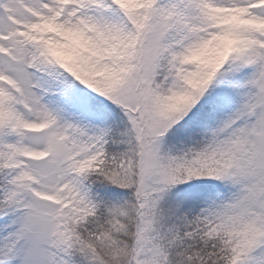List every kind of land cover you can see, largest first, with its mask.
<instances>
[{
	"label": "snow or ice",
	"instance_id": "obj_1",
	"mask_svg": "<svg viewBox=\"0 0 264 264\" xmlns=\"http://www.w3.org/2000/svg\"><path fill=\"white\" fill-rule=\"evenodd\" d=\"M0 264H264V0H0Z\"/></svg>",
	"mask_w": 264,
	"mask_h": 264
}]
</instances>
